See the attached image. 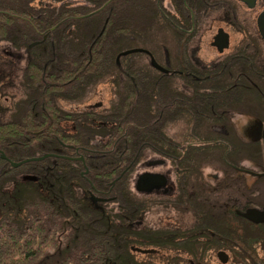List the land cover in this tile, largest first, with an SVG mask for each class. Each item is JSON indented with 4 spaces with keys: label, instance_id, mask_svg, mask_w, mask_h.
Masks as SVG:
<instances>
[{
    "label": "trees",
    "instance_id": "obj_1",
    "mask_svg": "<svg viewBox=\"0 0 264 264\" xmlns=\"http://www.w3.org/2000/svg\"><path fill=\"white\" fill-rule=\"evenodd\" d=\"M164 1L0 0V95L8 86L21 91L11 107L0 96V149L21 160L60 153L65 142L86 159L47 156L12 166L0 155V264L180 263L133 250L142 228L130 227L125 207L104 213L86 191L91 182L105 186L144 141L160 139L143 100L156 93L144 82L161 72L143 52L120 53L144 46L156 56L159 29L175 28L174 13L197 8ZM104 80L116 86L110 105L83 107ZM113 190L126 204L124 175Z\"/></svg>",
    "mask_w": 264,
    "mask_h": 264
},
{
    "label": "flooded vegetation",
    "instance_id": "obj_2",
    "mask_svg": "<svg viewBox=\"0 0 264 264\" xmlns=\"http://www.w3.org/2000/svg\"><path fill=\"white\" fill-rule=\"evenodd\" d=\"M191 1L197 8L173 14L183 24L173 18L175 28L161 33L155 57L167 71L144 82L156 92L143 111L159 122L160 139L144 141L106 187L91 182L86 191L101 198L91 200L104 213L125 207L130 227L142 228L134 246L156 249L144 254L264 264V0ZM71 145L53 152L80 156ZM123 175L126 204L113 190Z\"/></svg>",
    "mask_w": 264,
    "mask_h": 264
},
{
    "label": "water",
    "instance_id": "obj_3",
    "mask_svg": "<svg viewBox=\"0 0 264 264\" xmlns=\"http://www.w3.org/2000/svg\"><path fill=\"white\" fill-rule=\"evenodd\" d=\"M37 42L38 41L31 43V46L36 44ZM132 52H144V53L148 54L150 57L151 64L154 67H156L162 71H167V69L156 59L154 53L148 48H145L142 46L131 47V48H128V49L122 51L120 54H127V53H132ZM120 54H119V56H120ZM62 143H65V142H62ZM71 146H73V145H71ZM0 155L3 158H6L11 163L12 166H19V165H22L23 163L28 162V161L41 160L47 156H65V157H70V158H74V159H81L84 162V164L86 165V160H85V157L83 154H81L78 157H72V156H68V155H61V154H58L56 152H46L42 155L29 156V157L23 158L21 160H14V159L10 158L3 149H0ZM87 171H88V166H87L85 172H87ZM24 177L27 179H36L37 178V176L35 174H32V173L25 174ZM153 179L157 180L158 177L155 176ZM91 198L93 200L101 199L96 194H94L93 191H91ZM132 249L143 252V253L156 251V249H154V248H145V247L134 246V245L132 246ZM219 255L220 256H226V253L224 251H220ZM222 259L225 261L226 257H222Z\"/></svg>",
    "mask_w": 264,
    "mask_h": 264
},
{
    "label": "rangeland",
    "instance_id": "obj_4",
    "mask_svg": "<svg viewBox=\"0 0 264 264\" xmlns=\"http://www.w3.org/2000/svg\"><path fill=\"white\" fill-rule=\"evenodd\" d=\"M166 30V29H165ZM162 31H164L163 29H159V32L161 33ZM165 37L167 38L166 40H164L163 43H168V44H172L171 43V35H165ZM163 37V38H165ZM159 46H161V44L159 43ZM160 49V47H159ZM159 49H157V51H159ZM148 61H150V58L147 59ZM18 80V79H17ZM115 84H113V81L110 80H104L101 81L100 83H98V87L97 90L92 91L91 92V98H89L88 102L90 103H95V102H101L103 103V105L107 106L110 105L112 98H115V89L116 86H114ZM9 88L7 89V92H5V94L2 93L1 96V101H2V105L6 106V107H11L12 106V97L17 95L16 98H19V95L21 94V91H19V87L18 86H8ZM14 93V94H13ZM9 116V112H7V114H5V118H8ZM157 212H152V214H150V218H156ZM215 259V258H214ZM216 262H218V260L215 259ZM239 263L238 260L236 258L232 259V262L230 264H237ZM241 263V262H240Z\"/></svg>",
    "mask_w": 264,
    "mask_h": 264
}]
</instances>
